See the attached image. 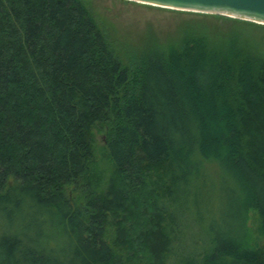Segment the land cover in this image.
<instances>
[{"label":"trees","instance_id":"obj_1","mask_svg":"<svg viewBox=\"0 0 264 264\" xmlns=\"http://www.w3.org/2000/svg\"><path fill=\"white\" fill-rule=\"evenodd\" d=\"M200 15L118 54L81 0H0V264H264V25ZM227 162L236 227L187 238L188 177Z\"/></svg>","mask_w":264,"mask_h":264},{"label":"rangeland","instance_id":"obj_2","mask_svg":"<svg viewBox=\"0 0 264 264\" xmlns=\"http://www.w3.org/2000/svg\"><path fill=\"white\" fill-rule=\"evenodd\" d=\"M81 1L87 5L118 54L129 48L140 51L153 41L164 43L170 37H175L179 29L187 26L186 23L203 19L198 12L173 10L130 0ZM214 22L222 28L230 26L221 19ZM246 29L264 36V28L250 25ZM94 138L97 145L102 144V134L95 132ZM187 184L188 191L180 195L179 203L174 208L177 218L186 227L187 238L210 236L216 231H231L242 214L240 209L245 188L254 190L252 185L247 184L246 177L228 162L223 166L215 163L204 166L201 171L188 177ZM140 202L139 208L132 210L135 219H140L141 205H145V200L139 199ZM123 213L118 219L110 217L114 228L118 223H124V216L129 218L130 215ZM247 226L252 232V242L263 248L264 237L259 234V216L255 212L248 214Z\"/></svg>","mask_w":264,"mask_h":264},{"label":"water","instance_id":"obj_3","mask_svg":"<svg viewBox=\"0 0 264 264\" xmlns=\"http://www.w3.org/2000/svg\"><path fill=\"white\" fill-rule=\"evenodd\" d=\"M162 8L219 14L264 25V0H130Z\"/></svg>","mask_w":264,"mask_h":264}]
</instances>
